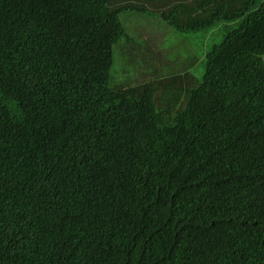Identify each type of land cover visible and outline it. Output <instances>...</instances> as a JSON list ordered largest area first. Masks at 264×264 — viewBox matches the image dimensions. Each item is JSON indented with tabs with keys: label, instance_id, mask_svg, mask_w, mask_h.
Masks as SVG:
<instances>
[{
	"label": "trees",
	"instance_id": "1",
	"mask_svg": "<svg viewBox=\"0 0 264 264\" xmlns=\"http://www.w3.org/2000/svg\"><path fill=\"white\" fill-rule=\"evenodd\" d=\"M126 11L240 23L118 85ZM263 57L264 0H0V264H264Z\"/></svg>",
	"mask_w": 264,
	"mask_h": 264
},
{
	"label": "rangeland",
	"instance_id": "2",
	"mask_svg": "<svg viewBox=\"0 0 264 264\" xmlns=\"http://www.w3.org/2000/svg\"><path fill=\"white\" fill-rule=\"evenodd\" d=\"M120 16L126 32L137 40L133 50L124 46L125 41L114 47L111 74L112 82L118 85H135L143 76L150 75L153 70H146L143 66V62L145 65L148 58L155 66L159 60L158 69L163 75L187 74L201 80L205 71V54L213 46L221 44L225 36L240 23L222 21L212 30L179 33L163 23L160 18L150 14L126 11ZM146 27L147 31L156 35V41L151 39L150 44L145 41V36L141 37V31ZM132 60L135 61L131 62Z\"/></svg>",
	"mask_w": 264,
	"mask_h": 264
},
{
	"label": "crops",
	"instance_id": "3",
	"mask_svg": "<svg viewBox=\"0 0 264 264\" xmlns=\"http://www.w3.org/2000/svg\"><path fill=\"white\" fill-rule=\"evenodd\" d=\"M149 37V38H148ZM153 40V41H156V35L151 32L150 34H148L146 37H145V41L148 42L149 44L151 43L150 40ZM155 72V71H154Z\"/></svg>",
	"mask_w": 264,
	"mask_h": 264
}]
</instances>
